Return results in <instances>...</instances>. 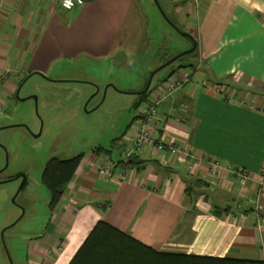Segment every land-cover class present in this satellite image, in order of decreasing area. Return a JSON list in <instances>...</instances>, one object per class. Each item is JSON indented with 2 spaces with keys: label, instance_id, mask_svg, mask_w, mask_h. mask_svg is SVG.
Returning a JSON list of instances; mask_svg holds the SVG:
<instances>
[{
  "label": "crops",
  "instance_id": "crops-1",
  "mask_svg": "<svg viewBox=\"0 0 264 264\" xmlns=\"http://www.w3.org/2000/svg\"><path fill=\"white\" fill-rule=\"evenodd\" d=\"M174 10L197 62L157 81L111 145L120 155L140 131L142 106L186 71L190 80L155 104L148 127L182 151L145 145L129 162L109 149L83 153L43 232L25 239L26 264H68L99 220L158 251L264 261V0H179ZM144 25L139 0L71 9L0 0V74L9 73L0 102L23 83L17 76L134 52ZM108 164L110 177L99 172Z\"/></svg>",
  "mask_w": 264,
  "mask_h": 264
},
{
  "label": "rangeland",
  "instance_id": "rangeland-1",
  "mask_svg": "<svg viewBox=\"0 0 264 264\" xmlns=\"http://www.w3.org/2000/svg\"><path fill=\"white\" fill-rule=\"evenodd\" d=\"M156 1L139 0L145 25L143 42L134 52L61 62L44 75L17 76L18 84L23 79L18 97L1 99L0 264H26L25 239L47 224L50 193L41 174L48 160L101 147L115 161L129 162L133 155H126V148L118 155L111 143L131 127L136 102L171 70L196 64V51L186 53L192 46L180 33L184 25L174 10L179 0ZM8 74H0V83ZM149 80L148 90L140 94ZM258 89L264 95V88Z\"/></svg>",
  "mask_w": 264,
  "mask_h": 264
},
{
  "label": "trees",
  "instance_id": "trees-1",
  "mask_svg": "<svg viewBox=\"0 0 264 264\" xmlns=\"http://www.w3.org/2000/svg\"><path fill=\"white\" fill-rule=\"evenodd\" d=\"M166 19L169 21L167 17ZM186 53H180L177 57ZM160 69L158 67L154 74ZM96 150L102 148H95L94 151ZM82 157L83 154L80 153L69 159L51 158L46 163L41 180L50 193V207L53 208L60 201ZM68 264H264V261L158 251L99 220Z\"/></svg>",
  "mask_w": 264,
  "mask_h": 264
},
{
  "label": "built area",
  "instance_id": "built-area-1",
  "mask_svg": "<svg viewBox=\"0 0 264 264\" xmlns=\"http://www.w3.org/2000/svg\"><path fill=\"white\" fill-rule=\"evenodd\" d=\"M51 3L59 4L61 7L65 9H71L76 5H81L83 0H48ZM184 73L180 76L174 75L172 79H168L165 84L163 85L164 91L154 95L150 100H148L142 106V112L140 113V117L138 118L140 124V131L135 137L134 140H131L128 145L126 146V155L132 154L135 151L140 152L145 145H154L159 150L167 149V151L171 153H176L180 150L178 147L172 144H165L159 140H155L150 132L148 131V127L151 125L155 116L157 115V110L155 108V104L164 98V96L170 93L173 89L179 88L183 85V82L190 80V73L183 71ZM186 154V153H185ZM99 172L107 177L112 175V169L110 164L99 168ZM238 175L240 178V182H244L247 178L246 174L243 171H238Z\"/></svg>",
  "mask_w": 264,
  "mask_h": 264
},
{
  "label": "water",
  "instance_id": "water-1",
  "mask_svg": "<svg viewBox=\"0 0 264 264\" xmlns=\"http://www.w3.org/2000/svg\"><path fill=\"white\" fill-rule=\"evenodd\" d=\"M155 2L157 3L156 0H155ZM180 33L183 34V35L190 36L188 33L183 32V31H182V32L180 31ZM194 46H195V43H193L192 47H191L190 49L186 50V51H187V52H188V51H191V50L194 48ZM186 51H184V52H186ZM177 56H178V54H177L176 56H174V57L172 58L171 61H173L174 59H176ZM35 73H39V74H41L40 72H35ZM149 84H150V80H149L148 84L145 86V88H144L142 91H140L139 93H144V92H146V91L148 90V88H149ZM20 85H21V84H20ZM20 85H19V86H20ZM18 90H19V87L17 88V90H16V92H15L16 97H18ZM34 99H36L35 96H34ZM21 100H23V98H21ZM23 180H24V179H23ZM22 184H23V181H22V183H21V185H20V188H21ZM20 188H19V189H20Z\"/></svg>",
  "mask_w": 264,
  "mask_h": 264
}]
</instances>
